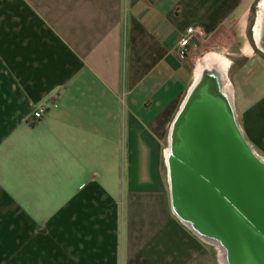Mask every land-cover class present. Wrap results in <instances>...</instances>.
<instances>
[{
	"label": "crops",
	"instance_id": "crops-1",
	"mask_svg": "<svg viewBox=\"0 0 264 264\" xmlns=\"http://www.w3.org/2000/svg\"><path fill=\"white\" fill-rule=\"evenodd\" d=\"M253 1L0 0V264H214L173 208L162 139L215 53L228 62L238 133L264 154ZM188 25L194 45L180 58ZM232 48L254 78L245 66L231 78ZM200 77L208 90L214 68Z\"/></svg>",
	"mask_w": 264,
	"mask_h": 264
},
{
	"label": "water",
	"instance_id": "water-1",
	"mask_svg": "<svg viewBox=\"0 0 264 264\" xmlns=\"http://www.w3.org/2000/svg\"><path fill=\"white\" fill-rule=\"evenodd\" d=\"M206 105L201 99L193 114L181 116L176 143L185 163L179 185L187 206L202 212L212 232L227 243L233 264H264L262 166L227 107Z\"/></svg>",
	"mask_w": 264,
	"mask_h": 264
},
{
	"label": "rangeland",
	"instance_id": "rangeland-1",
	"mask_svg": "<svg viewBox=\"0 0 264 264\" xmlns=\"http://www.w3.org/2000/svg\"><path fill=\"white\" fill-rule=\"evenodd\" d=\"M258 1L259 0H254L253 4H252V7H254V15H255V11L257 9ZM233 48H232V50H229L230 53H228L230 60H231V65L229 68V73L231 74V78H233V79L237 78L236 76L240 72L241 68H244V66L246 68V71L244 72L246 77L247 78H254V71H253L254 67H253V65H251L248 60H246V62H245V58L239 54V51L236 48L235 49H233ZM258 53H259V51L256 52L257 55H258ZM202 54H203V52H202ZM235 84H236V82H235ZM252 85H254V87H255L254 83H252ZM256 85H257L256 88L252 87L251 89L257 90L260 87H264V81L262 83H256ZM206 91H207L206 88L200 87L194 93L193 97H191L189 99V101L187 102V104L185 105V108H184L185 115L193 114L195 112L197 106L199 105L200 100L205 97V94L207 93ZM187 93L188 92H185L183 99H182L183 101L181 102V105H182L181 106V116L184 114V113H182V110H183L182 108H183V105L186 101ZM225 102H227V100H225ZM232 103H233L234 109H233V111L231 110V118H232L233 125H234L235 129L238 132H240L238 130V124H237L238 115H237V109L235 107V104L237 105V103H236V100L234 99L233 96H232ZM181 116H180V118L178 117V122L181 120ZM179 128H180V124L177 123L176 128L175 129L174 128L168 129L165 136L162 139L161 161H160V170H161L162 181H163L164 186L167 189V191L170 190V192H171L172 205H173L175 212L178 215L182 216V218H184V219L186 218V219H188V221L193 222V224H195L196 226L201 228L207 234L215 235L216 233L212 232L211 227L207 224V221H205L203 213L200 211H197L195 209L192 210L187 206L186 195L183 194L182 187L179 185V183H181V181H182L180 170H181V167H183V164L185 163V160L181 156V153L179 152V149H178L177 143H176L177 142V136L179 134ZM167 151H170L169 161H168V158L166 155ZM258 155L264 156V154H262V152H260ZM261 169H262V172L264 174V167H262ZM219 239H220V237H219ZM210 246L212 248V253L214 255V264H219L218 258H217L218 249H217L216 245L213 243H210ZM230 253H232L231 250H230ZM216 258H217V260H216Z\"/></svg>",
	"mask_w": 264,
	"mask_h": 264
},
{
	"label": "bare ground",
	"instance_id": "bare-ground-1",
	"mask_svg": "<svg viewBox=\"0 0 264 264\" xmlns=\"http://www.w3.org/2000/svg\"><path fill=\"white\" fill-rule=\"evenodd\" d=\"M263 24H264V0H259L258 9L256 13V19H255V23L253 26L254 37L256 41L258 42V44H260V39L263 33ZM203 60L204 62L202 61V63L198 64L196 67V70H195L196 78L188 90L186 101L182 108L183 109L182 113H184L185 105L187 104L189 99L193 97L194 93L199 89L200 84H201L200 80L202 79L200 76H201L202 71L206 67H210V69L212 70L214 68L215 78H211V82L208 85V90L206 91L207 93L205 94V97L203 98L204 105L205 103L207 104L206 106L215 104L213 107L216 106L220 108L221 107L220 103L225 104V100H228L231 110L233 111L232 86L226 74V69L228 66L227 59L219 54L210 53L207 56H205ZM220 98H222V101L220 100ZM224 106L227 107V104H225ZM213 107L212 109L214 110ZM217 117H220V116L218 115ZM251 151L254 152L253 150ZM253 154L256 158V162L260 164L262 167H264V156L258 155L256 152H254ZM166 155L169 161L170 151H167ZM239 197H240L239 201L240 203H242L243 198L241 196V193H239ZM180 217L182 218V216ZM182 219L185 222H187L188 225H190L194 230H196L203 238H205V240L216 245L218 249V258L221 264H233L232 263L233 256L231 257V253H230L231 249L228 247L225 241H223L221 238L219 239L218 234L209 235L206 232H204L201 228L193 224V222L188 221V219L186 218L185 219L182 218Z\"/></svg>",
	"mask_w": 264,
	"mask_h": 264
},
{
	"label": "built area",
	"instance_id": "built-area-1",
	"mask_svg": "<svg viewBox=\"0 0 264 264\" xmlns=\"http://www.w3.org/2000/svg\"><path fill=\"white\" fill-rule=\"evenodd\" d=\"M196 30L197 27L195 25H188L186 26L184 33L180 36L176 46V52L180 58H184L193 47L194 44L191 40V37L196 32ZM44 110V106L36 108L29 117V122L33 123L38 120Z\"/></svg>",
	"mask_w": 264,
	"mask_h": 264
},
{
	"label": "trees",
	"instance_id": "trees-1",
	"mask_svg": "<svg viewBox=\"0 0 264 264\" xmlns=\"http://www.w3.org/2000/svg\"><path fill=\"white\" fill-rule=\"evenodd\" d=\"M254 17V7L251 8V12H250V15H249V26L252 22V19Z\"/></svg>",
	"mask_w": 264,
	"mask_h": 264
}]
</instances>
